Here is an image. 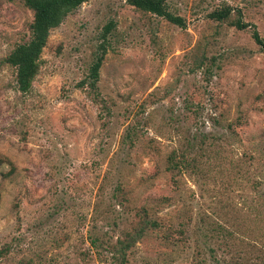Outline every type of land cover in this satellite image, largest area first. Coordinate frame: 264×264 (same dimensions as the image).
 Listing matches in <instances>:
<instances>
[{
	"label": "rangeland",
	"instance_id": "obj_1",
	"mask_svg": "<svg viewBox=\"0 0 264 264\" xmlns=\"http://www.w3.org/2000/svg\"><path fill=\"white\" fill-rule=\"evenodd\" d=\"M165 3L183 26L84 0L21 92L32 13L0 0V264H264V48L231 24L264 39V0Z\"/></svg>",
	"mask_w": 264,
	"mask_h": 264
},
{
	"label": "trees",
	"instance_id": "obj_2",
	"mask_svg": "<svg viewBox=\"0 0 264 264\" xmlns=\"http://www.w3.org/2000/svg\"><path fill=\"white\" fill-rule=\"evenodd\" d=\"M83 1L84 0H23V5L32 13V19L28 25V37L26 40L14 45L3 58V61L14 69L15 87L18 91L25 92L30 88L31 81L38 70L39 54L46 42L50 29L58 26L63 18L77 8ZM127 2L141 11L161 16L169 22L178 26H183L182 19L167 9L165 0H127ZM232 10L233 8L226 5L211 10L207 16L212 20L219 21L227 18ZM236 12L238 15L231 21V24L238 29L249 28L252 40L260 48H264V39L258 34L254 25L244 21L238 10H236ZM101 60L102 54H98L89 66L86 81H84L85 79L82 80L80 82L81 85L86 84L90 89H95ZM173 166L179 168L181 165H178L175 161H171L170 167ZM151 224H155V222L152 221ZM212 229L223 230L217 223H215ZM89 243L95 245L93 240Z\"/></svg>",
	"mask_w": 264,
	"mask_h": 264
}]
</instances>
